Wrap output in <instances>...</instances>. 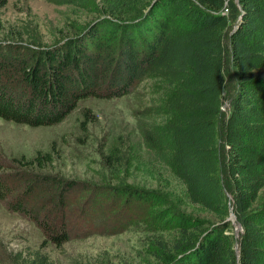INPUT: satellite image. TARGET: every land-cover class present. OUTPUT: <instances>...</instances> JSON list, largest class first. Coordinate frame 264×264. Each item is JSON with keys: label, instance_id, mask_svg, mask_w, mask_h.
<instances>
[{"label": "trees", "instance_id": "trees-1", "mask_svg": "<svg viewBox=\"0 0 264 264\" xmlns=\"http://www.w3.org/2000/svg\"><path fill=\"white\" fill-rule=\"evenodd\" d=\"M99 2L103 17L48 45L28 27L4 29L0 18V117L54 124L83 98L119 97L144 76L159 77L169 85L172 171L189 201L218 220L178 214L173 237L152 236L155 264H264V205L254 206L264 186V77L251 74L264 65V0ZM143 132L155 142L152 131ZM111 158L104 156L106 164L121 160ZM14 160L10 171L0 161V200L62 246L72 234L67 210L80 181L43 171L53 160L50 151ZM119 193L148 195L130 185ZM231 210L242 226L237 236L227 219ZM84 211L79 208L80 217ZM12 264L51 259L41 250L19 252Z\"/></svg>", "mask_w": 264, "mask_h": 264}, {"label": "rangeland", "instance_id": "rangeland-1", "mask_svg": "<svg viewBox=\"0 0 264 264\" xmlns=\"http://www.w3.org/2000/svg\"><path fill=\"white\" fill-rule=\"evenodd\" d=\"M100 5L99 0L81 5L5 0L0 3V18L4 29L25 32L28 27L37 40L48 45L72 34L73 28L103 17ZM251 74L264 77V65ZM167 89L165 81L148 74L122 96L79 100L54 124L32 126L0 117L4 171L15 170L14 158L50 151L53 160L43 171L79 180L82 187L80 191L77 187L72 196L75 203L67 210L71 237L60 247L47 242L33 220L0 200V264H12L17 253L35 250L47 253L51 264H155L150 251L152 236L173 237L178 214L218 220L214 211L189 201L184 184L172 171L165 128L169 118L164 103ZM226 106L227 102L224 110ZM144 128L152 131L155 142L144 138ZM106 154L112 156L111 161L119 154L121 160L108 165ZM126 185L143 190L147 198L119 193ZM262 205L264 186L254 203ZM80 207L85 210L82 217Z\"/></svg>", "mask_w": 264, "mask_h": 264}, {"label": "water", "instance_id": "water-1", "mask_svg": "<svg viewBox=\"0 0 264 264\" xmlns=\"http://www.w3.org/2000/svg\"><path fill=\"white\" fill-rule=\"evenodd\" d=\"M234 27H235V25H234ZM227 219L235 220L234 221L236 223L235 235L237 236L238 235V232L242 229V226H241V223L238 220H236L235 214H234V212L232 210L230 211L229 216L227 217ZM238 251H239V249H238Z\"/></svg>", "mask_w": 264, "mask_h": 264}]
</instances>
